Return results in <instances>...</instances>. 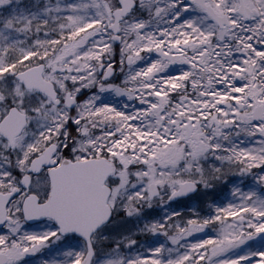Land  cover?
<instances>
[{
  "label": "snow or ice",
  "instance_id": "obj_1",
  "mask_svg": "<svg viewBox=\"0 0 264 264\" xmlns=\"http://www.w3.org/2000/svg\"><path fill=\"white\" fill-rule=\"evenodd\" d=\"M0 264H264V0H0Z\"/></svg>",
  "mask_w": 264,
  "mask_h": 264
}]
</instances>
